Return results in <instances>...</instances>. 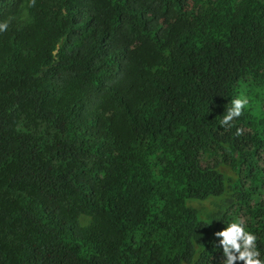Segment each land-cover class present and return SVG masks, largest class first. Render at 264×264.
Segmentation results:
<instances>
[{"label":"trees","instance_id":"obj_1","mask_svg":"<svg viewBox=\"0 0 264 264\" xmlns=\"http://www.w3.org/2000/svg\"><path fill=\"white\" fill-rule=\"evenodd\" d=\"M30 3L0 0V264H219L241 217L264 257V0Z\"/></svg>","mask_w":264,"mask_h":264},{"label":"clouds","instance_id":"obj_2","mask_svg":"<svg viewBox=\"0 0 264 264\" xmlns=\"http://www.w3.org/2000/svg\"><path fill=\"white\" fill-rule=\"evenodd\" d=\"M30 6H35V0H31ZM7 28V22L0 23V32L6 31ZM249 102L246 95L232 99L222 117V126L233 127V121L243 115ZM246 228L247 222L241 217L214 233L219 240L218 247L223 249L219 264H264V257L257 244L259 237L251 231H246Z\"/></svg>","mask_w":264,"mask_h":264},{"label":"rangeland","instance_id":"obj_3","mask_svg":"<svg viewBox=\"0 0 264 264\" xmlns=\"http://www.w3.org/2000/svg\"><path fill=\"white\" fill-rule=\"evenodd\" d=\"M169 18L170 20L168 21V23L164 26L163 29H161V34L162 36L171 40L174 37V35H176L178 31L181 29L183 25V20L173 14H171Z\"/></svg>","mask_w":264,"mask_h":264}]
</instances>
